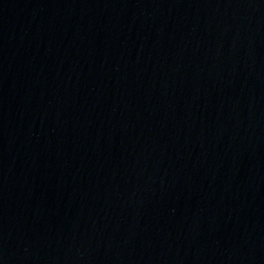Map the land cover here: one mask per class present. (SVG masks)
<instances>
[{
	"label": "water",
	"instance_id": "1",
	"mask_svg": "<svg viewBox=\"0 0 264 264\" xmlns=\"http://www.w3.org/2000/svg\"><path fill=\"white\" fill-rule=\"evenodd\" d=\"M0 264H264V0H0Z\"/></svg>",
	"mask_w": 264,
	"mask_h": 264
}]
</instances>
